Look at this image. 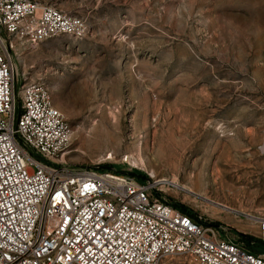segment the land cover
<instances>
[{
    "label": "rangeland",
    "instance_id": "obj_1",
    "mask_svg": "<svg viewBox=\"0 0 264 264\" xmlns=\"http://www.w3.org/2000/svg\"><path fill=\"white\" fill-rule=\"evenodd\" d=\"M38 1L89 24L13 49L71 124L65 160L188 185L164 193L264 252L245 214L264 211V0Z\"/></svg>",
    "mask_w": 264,
    "mask_h": 264
},
{
    "label": "built area",
    "instance_id": "obj_2",
    "mask_svg": "<svg viewBox=\"0 0 264 264\" xmlns=\"http://www.w3.org/2000/svg\"><path fill=\"white\" fill-rule=\"evenodd\" d=\"M88 30L52 3L0 0V264H264V252L169 200L172 179L65 160L71 124L44 81L19 80L13 49ZM245 214L264 243V211Z\"/></svg>",
    "mask_w": 264,
    "mask_h": 264
},
{
    "label": "bare ground",
    "instance_id": "obj_3",
    "mask_svg": "<svg viewBox=\"0 0 264 264\" xmlns=\"http://www.w3.org/2000/svg\"><path fill=\"white\" fill-rule=\"evenodd\" d=\"M97 135H98V139H102V132L100 131V130H98V132H97ZM175 184H179L180 186H182L183 188H186V189H188V190H192L191 189V187L190 186H188V185H182L181 183H179V181H176V180H172Z\"/></svg>",
    "mask_w": 264,
    "mask_h": 264
}]
</instances>
